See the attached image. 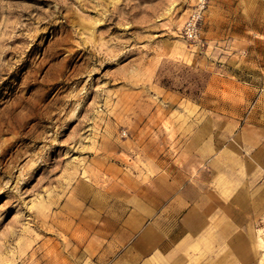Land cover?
Here are the masks:
<instances>
[{
    "label": "rangeland",
    "instance_id": "374dc122",
    "mask_svg": "<svg viewBox=\"0 0 264 264\" xmlns=\"http://www.w3.org/2000/svg\"><path fill=\"white\" fill-rule=\"evenodd\" d=\"M139 237L264 264V0H0V264Z\"/></svg>",
    "mask_w": 264,
    "mask_h": 264
},
{
    "label": "crops",
    "instance_id": "0c3cea01",
    "mask_svg": "<svg viewBox=\"0 0 264 264\" xmlns=\"http://www.w3.org/2000/svg\"><path fill=\"white\" fill-rule=\"evenodd\" d=\"M143 239L138 238L137 243L132 244L127 250L123 251L122 256L119 259H115L113 264H139L141 261L149 255L150 248L139 247V241ZM125 256V260L122 258Z\"/></svg>",
    "mask_w": 264,
    "mask_h": 264
},
{
    "label": "built area",
    "instance_id": "2783aa9c",
    "mask_svg": "<svg viewBox=\"0 0 264 264\" xmlns=\"http://www.w3.org/2000/svg\"><path fill=\"white\" fill-rule=\"evenodd\" d=\"M200 12L196 11L191 14V16L187 19L184 32L188 39H196L200 33V26L198 21L200 20Z\"/></svg>",
    "mask_w": 264,
    "mask_h": 264
}]
</instances>
